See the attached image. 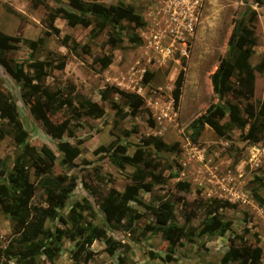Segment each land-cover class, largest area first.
<instances>
[{
	"label": "rangeland",
	"instance_id": "obj_1",
	"mask_svg": "<svg viewBox=\"0 0 264 264\" xmlns=\"http://www.w3.org/2000/svg\"><path fill=\"white\" fill-rule=\"evenodd\" d=\"M33 1L0 0V31L14 38L7 56L21 64L29 76L33 74L31 62L51 60L46 78L50 89L59 90L63 97L83 96L97 101L104 106L105 114L99 118L76 117L70 107H61L50 117L57 124L67 120L72 133L65 131L61 139H57L31 115L29 104L22 97V82L1 65L0 90L17 103L29 143L40 151L47 147L56 154L52 173L68 174L76 181V187L65 205L57 209L58 213L66 217L76 203L83 204V214L88 219L94 214V223L104 227L116 242L115 254H111L106 241L96 240L91 246L95 255L87 264H222V257L232 240L237 245L245 240L260 246L263 252L259 264H264V135L261 141L252 142L242 138L248 124L243 129L235 127L227 136L219 135L206 124L198 142L193 143L190 139V125L197 117L214 111L218 104L238 100L233 96L220 98L213 90L211 75L227 55L232 29L248 8L250 16L256 18L257 35L250 62L253 66L262 65L261 70L256 71L255 94L248 102L252 110L259 108L264 97V0H199L194 31L182 36L170 34L163 0H98L106 5L120 4L131 8L143 17V24L136 27L130 20H123L124 41L113 45L106 43L109 28L91 35L93 26H72L67 19L58 17L55 23L61 29L60 34L46 37L35 52L16 38L42 37L44 18L50 8H72L69 0H46L45 5L37 8ZM134 33L141 36L140 44L130 41ZM66 35L81 45L89 44L91 53L72 54L62 43ZM106 54H112L113 61L101 68L98 59ZM63 56L66 65L56 67ZM181 68L186 70V78L180 103L176 106L172 89ZM110 85L142 96L144 104L139 113L121 119L118 109L129 110V99L113 93L110 100L103 101L101 93ZM238 102L242 114L248 115L246 101ZM74 105H78L76 100ZM229 119L227 114L222 122ZM149 135L158 136L169 144L179 142V146L174 151L147 148L151 158L169 168L163 173V182L155 183L151 191L140 190L139 199L157 206L162 198L177 200L184 196L191 208L200 201L216 197L228 199L237 203V207L221 211L222 218L232 223L224 234H202L204 214L199 212L192 221L196 232L194 240L184 239L172 248L161 233L147 229L148 225H155L156 218L137 201L129 203L132 220L106 222L102 201L113 188L123 192L127 184L132 183L136 169L132 165L123 169L116 166L108 157L111 146L122 142L132 155L143 144L142 139ZM61 141L81 149L72 168L61 162L64 156L59 148ZM19 150L8 119L0 117V181L3 180V165L12 166ZM31 179H35L34 174ZM146 180L154 181L152 176ZM180 181L187 184V191L179 189L177 183ZM46 198L44 190L38 188L33 202L47 206ZM181 212L182 204L177 202L174 222L178 224H184ZM59 223L48 219L45 226L54 229ZM10 234V218L0 209V243L3 246L8 245ZM76 247V241L64 237L55 260L50 261L43 255L40 264H75ZM168 254L172 256L169 260ZM227 264H242V261Z\"/></svg>",
	"mask_w": 264,
	"mask_h": 264
},
{
	"label": "trees",
	"instance_id": "obj_2",
	"mask_svg": "<svg viewBox=\"0 0 264 264\" xmlns=\"http://www.w3.org/2000/svg\"><path fill=\"white\" fill-rule=\"evenodd\" d=\"M55 1L60 2L61 0ZM87 1L89 4L84 0H69L72 10L62 6L50 8L44 18L45 30L42 37L16 39L35 52L44 44L46 37L60 34L61 29L55 22L58 17H61L67 19L72 26H93L91 35L107 27L109 30L106 43L118 45L124 41L121 31L123 20H130L136 27L143 24V17L129 7L120 4L106 5L98 0ZM45 3L46 0H34L33 6L37 8ZM249 9L234 25L229 38L228 53L221 59L219 66L211 75L213 90L220 98L233 96L235 100H238L237 102L227 101V104H218L214 111L197 117L190 125V139L193 143L198 142L206 124L211 125L222 136H227L235 127L243 129L248 124L249 128L242 138L252 142H259L263 139L264 97L256 111L252 110V105L248 102L255 94L256 71L261 70L262 66H253L250 62L257 45V35L255 32L256 18L253 15L250 16ZM13 39L12 36L0 31V65L19 82H22L23 100L29 104L31 115L44 125L47 133L61 139L63 133L70 130L67 120L57 124L50 117L63 106L70 107L76 117L87 115L99 118L105 114L104 106L97 101L83 96L79 98H75L77 96L63 97L59 90H51L46 83L47 68L52 66L51 60H35L30 64L33 74L29 76L25 73L21 64L7 56L6 52L12 47ZM130 41L140 44L142 38L139 34L134 33L130 37ZM62 43L76 56L91 53L89 44L81 45L76 40H72L70 35H66ZM98 61L102 63L101 68H105L112 63L113 55L106 54ZM66 63V57L63 56L56 67L63 68ZM185 78L186 70L181 68L172 89L176 106L180 103ZM113 93H120L129 99V110L120 109L118 105L113 104L114 107L119 108L121 119H125L130 114L136 115L144 104V99L139 94L125 91L114 85L106 86L103 89L102 100H110ZM75 100L78 105H74ZM240 100L246 101L248 115L242 114L238 102ZM227 114L230 119L222 122ZM0 117L8 119L11 133L20 148L12 166L4 167L3 165L4 170L1 172L3 180L0 181V209L10 218L11 234L7 246L0 243V264H40L43 255L48 260L54 261L62 249L64 237L76 241L77 247L73 256L75 264H82V262L87 264L93 259L95 252L91 246L96 240L106 241L109 244L108 252L115 254L116 242L108 236L104 227L94 223V214L91 219L83 214V204L76 203L66 217L58 213L57 209L65 205L68 196L76 187V181L68 174L55 175L52 173L57 159L56 154L47 147H42L40 151L29 143V134L21 121L17 103L2 90H0ZM69 132L72 133L71 130ZM142 142L143 144L132 155L128 153L122 142H116L111 146L108 157L116 166L123 169L127 165H132L136 169L133 173L132 183L127 184L123 192L113 188L102 201L101 207L106 222L121 223L124 219L132 220L133 215L129 203L137 201L142 203L156 218L155 225H148L147 229L161 233L172 248L184 239L194 240L196 232L192 221L199 212L204 214L201 223L202 234L211 236L224 234L232 223L222 218L221 211L237 207V203L228 199L216 197L208 201H200L194 208H191L192 206L187 203L184 196L178 197L177 200L162 198L157 206L145 204L139 199L140 190L151 191L155 183L163 182V173L169 168L151 158L147 148L154 147L159 151H174L179 146V142L169 144L155 135L143 138ZM59 148L64 153L61 162L68 168L74 167V160L81 154V149L71 145L68 141L59 142ZM0 165H2L1 160ZM32 174L35 176L34 180L31 179ZM148 176H152L154 181H147ZM177 185L181 191H187L185 182L180 181ZM38 188L43 189L47 195V206L34 204L33 200ZM257 198L263 202L260 196ZM177 202L182 204L181 215L184 224L174 222ZM48 219L60 223L51 229L45 226ZM262 252V248L258 245L247 243L245 240L241 245H237L232 240L229 250L225 252L221 262L227 264L240 260L242 264H259ZM171 257L168 254L167 260Z\"/></svg>",
	"mask_w": 264,
	"mask_h": 264
},
{
	"label": "built area",
	"instance_id": "obj_3",
	"mask_svg": "<svg viewBox=\"0 0 264 264\" xmlns=\"http://www.w3.org/2000/svg\"><path fill=\"white\" fill-rule=\"evenodd\" d=\"M167 25L172 36L190 35L197 20L199 0H163Z\"/></svg>",
	"mask_w": 264,
	"mask_h": 264
}]
</instances>
